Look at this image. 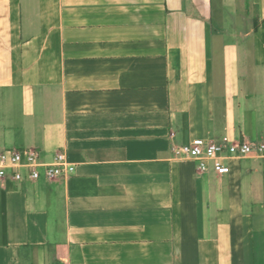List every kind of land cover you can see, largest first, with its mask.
<instances>
[{
    "label": "crops",
    "instance_id": "crops-1",
    "mask_svg": "<svg viewBox=\"0 0 264 264\" xmlns=\"http://www.w3.org/2000/svg\"><path fill=\"white\" fill-rule=\"evenodd\" d=\"M264 0H0V264H264ZM230 143V144H231Z\"/></svg>",
    "mask_w": 264,
    "mask_h": 264
},
{
    "label": "built area",
    "instance_id": "built-area-1",
    "mask_svg": "<svg viewBox=\"0 0 264 264\" xmlns=\"http://www.w3.org/2000/svg\"><path fill=\"white\" fill-rule=\"evenodd\" d=\"M227 136L220 140H205L203 138H192L188 142L172 147V152L178 158H188L198 162L199 170H206L210 161H214V168L219 173H227L230 167L224 158L226 149L229 147L235 157L247 154L264 156V142L249 143L240 142L233 145ZM74 170V166L66 158L64 153L56 154L53 162L40 161L37 149H13L0 152V180L5 179L8 173L16 181L24 177L31 180L38 179L44 175L47 179L66 176Z\"/></svg>",
    "mask_w": 264,
    "mask_h": 264
}]
</instances>
